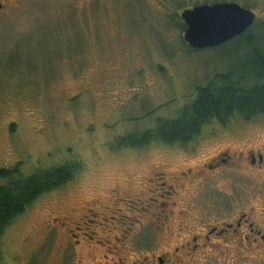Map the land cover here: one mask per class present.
Instances as JSON below:
<instances>
[{
    "label": "rangeland",
    "instance_id": "1",
    "mask_svg": "<svg viewBox=\"0 0 264 264\" xmlns=\"http://www.w3.org/2000/svg\"><path fill=\"white\" fill-rule=\"evenodd\" d=\"M214 1H235L251 8L257 17L256 42H264V0H16L0 13V168L19 164L22 174L28 175L38 168L62 164L71 156L83 163L75 180L37 199L7 227L0 239V264H63L64 260L68 264L72 254L67 247L72 252L77 231L80 236L93 235L92 240L84 235L90 241L122 233H104L105 226H101L106 193L114 184L137 179L138 174L152 176L160 171L154 167L162 164L175 169L209 161L224 150L264 146L262 114L250 120L235 117L227 125L207 124L197 139L185 144L190 152L178 143L117 147L120 136L152 128L159 118L175 116L196 96L197 86L215 73L247 71L250 52L242 40L202 51L181 42L184 30L173 13ZM41 26L52 33L48 41L42 38L43 43H36L33 52L42 65L51 57L54 70L37 87L25 86L24 77L19 81L4 77L1 73L15 66V59L27 56L22 49L27 44L24 37L37 41L44 32ZM80 41L85 49L70 54L68 44L77 46ZM248 173L240 167L219 179H206L205 184L188 181L194 189L185 190L184 196H189L195 216L189 225L216 221L228 213L224 205H229L231 213L250 206L261 215L264 179H250ZM176 202L179 209L187 208L180 197ZM90 208V218L98 224H81L83 228L73 233L66 222L89 215ZM147 212L137 215L148 217ZM109 220V228L116 227L118 223ZM122 222L124 227L129 224L127 218ZM139 234H134L129 250L123 253L129 260L166 245L151 230ZM220 249L196 254L189 264H264V253H252L245 247Z\"/></svg>",
    "mask_w": 264,
    "mask_h": 264
},
{
    "label": "flooded vegetation",
    "instance_id": "2",
    "mask_svg": "<svg viewBox=\"0 0 264 264\" xmlns=\"http://www.w3.org/2000/svg\"><path fill=\"white\" fill-rule=\"evenodd\" d=\"M15 1L0 0V13L5 12L9 5L15 3ZM203 3L213 2H202L200 4ZM196 5H193V7ZM191 7L187 6L184 9ZM186 146L182 145L181 147L190 152V149ZM210 158L209 161L202 163L196 161L194 162L195 165L176 166L175 169H172L170 165L162 164L154 167L155 170L159 168L160 171H154L152 176L146 178V175L141 176L138 174L137 179L126 180L123 184H114L116 186L109 188L106 193L108 199L105 201L107 205L102 215L103 223H101V226H105L102 227L104 233L106 230L122 233L120 235L106 234L104 240L90 241L83 237L84 235H90L92 240L93 235L84 233L80 236L79 231L75 233V230H81L83 228L81 224L86 226H90L91 223L98 224L96 219L90 218L92 216L90 210L92 209H89V215L86 214L78 218L72 217L69 219L70 223L66 222L65 224L72 226L73 233H75L71 246L72 252L67 247V250L72 254V258L66 263L189 264L190 259L195 258L196 254L214 251L219 247L230 251L245 247L252 253H264V208L261 215L255 208L250 206L246 207L245 210L237 212L236 209L231 213L232 209L228 208L229 205H224L222 207H225L228 211L227 214L219 215L216 221H207L196 227H191L189 222L194 221L195 216L192 208L190 210V202L187 201L190 200L189 196H184L185 190L194 189L193 186L186 184L188 181H198L200 184H205L209 179L221 178L222 175H226L227 171L233 170V168H244L250 173H248L250 179H264V146L262 145L259 149L242 151L224 150L212 155ZM152 169L153 167L149 171L151 172ZM179 197L181 201L186 202V209L178 208L176 199ZM163 199L168 201H162ZM92 202L95 205V201L92 200ZM157 208L163 209V211L159 214L154 213L157 214L155 217L152 216L154 214L147 212L155 211ZM142 211L147 212L150 216L140 218L137 213ZM128 213H135L136 215H128ZM93 216L96 217V214L93 213ZM124 218L129 220V224H126L127 227L123 226L125 224L122 222ZM109 219L113 223H118L113 229L108 226ZM143 219H147V222H144ZM146 230L155 232L160 236V241L163 240V244L166 245L155 253L135 256L132 260L127 259V256L123 253L129 250L132 237L134 234H141ZM67 233L71 235L70 229ZM147 233L148 235L151 234L150 232ZM111 238H114V241ZM149 240V243H152V237L151 239L149 237ZM69 251H67V254H69ZM97 252L102 254L97 255Z\"/></svg>",
    "mask_w": 264,
    "mask_h": 264
},
{
    "label": "trees",
    "instance_id": "3",
    "mask_svg": "<svg viewBox=\"0 0 264 264\" xmlns=\"http://www.w3.org/2000/svg\"><path fill=\"white\" fill-rule=\"evenodd\" d=\"M181 12L177 10L172 17L179 18L181 22L178 21L176 24L181 30H185L187 25L180 15ZM256 24L257 21L244 33L223 43L228 45L233 41L242 40V44L250 52L247 71L243 70L237 74L232 73V69H228L215 73L204 85L197 86L196 96L175 116L159 118L152 128L132 131L120 136L117 139L118 149L143 148L152 142L185 145L197 139L204 127L213 121L227 125L235 117L250 120L264 114V42H256L254 34ZM41 28L44 32L36 38L37 41H32L29 36L24 37L27 44L22 45V49L27 56L23 55L15 59L17 60L15 66L1 73L4 77L17 81L24 77L27 79L25 86L37 87L45 76L51 74L54 70L52 58L50 57L47 65H42L38 53L33 52L36 43H43L42 38L45 39L44 42L50 39L52 29L44 26ZM184 32L181 34V42L191 50L202 51L193 48L184 40ZM66 48L70 50V54L74 53V50L76 53L84 50L85 44L81 41L77 46L70 43ZM57 53L60 54L62 51ZM71 158L56 166L38 168L28 175L22 174L19 164L13 168H0V239L7 227L37 199L78 177L83 171V163L81 164L76 156Z\"/></svg>",
    "mask_w": 264,
    "mask_h": 264
},
{
    "label": "water",
    "instance_id": "4",
    "mask_svg": "<svg viewBox=\"0 0 264 264\" xmlns=\"http://www.w3.org/2000/svg\"><path fill=\"white\" fill-rule=\"evenodd\" d=\"M187 25L184 40L193 48H213L244 33L256 21L255 12L235 1L198 4L182 10Z\"/></svg>",
    "mask_w": 264,
    "mask_h": 264
}]
</instances>
